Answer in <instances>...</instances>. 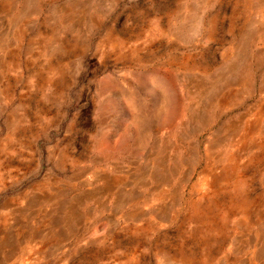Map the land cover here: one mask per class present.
Returning <instances> with one entry per match:
<instances>
[{"label": "rangeland", "instance_id": "rangeland-1", "mask_svg": "<svg viewBox=\"0 0 264 264\" xmlns=\"http://www.w3.org/2000/svg\"><path fill=\"white\" fill-rule=\"evenodd\" d=\"M0 264H264V0H0Z\"/></svg>", "mask_w": 264, "mask_h": 264}]
</instances>
